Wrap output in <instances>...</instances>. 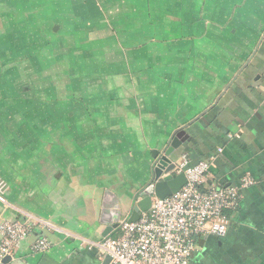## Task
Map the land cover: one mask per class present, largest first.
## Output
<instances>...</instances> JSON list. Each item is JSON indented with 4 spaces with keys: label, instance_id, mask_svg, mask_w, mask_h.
I'll use <instances>...</instances> for the list:
<instances>
[{
    "label": "crops",
    "instance_id": "0c3cea01",
    "mask_svg": "<svg viewBox=\"0 0 264 264\" xmlns=\"http://www.w3.org/2000/svg\"><path fill=\"white\" fill-rule=\"evenodd\" d=\"M68 8L88 11L86 32L68 37L120 41L129 68H86L80 87L39 82L45 61L30 57ZM181 132L174 163L215 158L209 183L256 181L191 264H264V0H0V242L6 221L55 226L37 225L5 264H100L83 242L119 235ZM40 237L52 248L35 254Z\"/></svg>",
    "mask_w": 264,
    "mask_h": 264
},
{
    "label": "built area",
    "instance_id": "2783aa9c",
    "mask_svg": "<svg viewBox=\"0 0 264 264\" xmlns=\"http://www.w3.org/2000/svg\"><path fill=\"white\" fill-rule=\"evenodd\" d=\"M219 148L218 153L222 152ZM215 158L191 164L184 157L175 163L173 174H184L183 188L164 199L154 197L151 209L136 222L119 223V235L97 242H83L85 248L97 250L103 264H191L199 249V241L208 236L223 238L229 230V213L242 203L243 192L256 181L245 175L238 184L227 186L209 183ZM1 185V181H0ZM0 201L6 202L1 193ZM55 229L48 221L33 224L29 221H6L1 226L0 264L12 257L14 247L29 238L35 227ZM52 248L47 237L38 238L31 246L35 254Z\"/></svg>",
    "mask_w": 264,
    "mask_h": 264
},
{
    "label": "rangeland",
    "instance_id": "374dc122",
    "mask_svg": "<svg viewBox=\"0 0 264 264\" xmlns=\"http://www.w3.org/2000/svg\"><path fill=\"white\" fill-rule=\"evenodd\" d=\"M67 1L72 2V0H64L65 3ZM70 4V3H69ZM88 11L86 8H82L80 10H70L63 9L62 13H59L62 16L63 24L61 32H54V26L48 25V42L46 50L43 54V57H30V62L33 68L37 67L38 62L45 61L46 66L45 70L36 74L34 77L38 79L39 82H49L55 83L60 81L64 84L76 83L75 86L80 87V84L86 81L85 74L82 75V72H86V68H129L128 63H124L125 59H129L127 56L121 55L120 50L118 49L119 42L118 40H110L109 42L103 40H85L80 37H76L73 39V36L68 37V33H72L73 30H78V32H86V25H82V17H78L79 15H85ZM90 26H88L89 28ZM97 27V26H95ZM126 26H124L125 28ZM129 27V26H128ZM75 28V29H74ZM110 29L111 35L113 33H119L124 29L120 28V26H111ZM96 32L99 34H104L106 30H102L97 27ZM130 30V29H128ZM68 32V33H67ZM60 34V35H59ZM57 40V41H56ZM56 41V42H55ZM50 43V44H49ZM57 44L59 47H55ZM73 47V49H71ZM90 48H94L95 58H92V54L90 53ZM89 53L91 56L89 57ZM107 53H112L111 56H107ZM98 58H97V57ZM110 58V59H109ZM124 63V64H122ZM122 64V65H121ZM56 68V69H55ZM58 68H73L74 74H70L69 69H67V73H61L63 70ZM139 68H147L146 64L139 66ZM72 73V72H71ZM99 76H97L98 78ZM72 78V81H71ZM103 78V77H102ZM100 78L99 80L103 79ZM117 81V76H112ZM91 83V82H90ZM60 93V91H58ZM64 93V92H62ZM46 98L51 99L54 97L49 91H47ZM67 93H64V95ZM49 96H52L49 98Z\"/></svg>",
    "mask_w": 264,
    "mask_h": 264
},
{
    "label": "water",
    "instance_id": "95a60500",
    "mask_svg": "<svg viewBox=\"0 0 264 264\" xmlns=\"http://www.w3.org/2000/svg\"><path fill=\"white\" fill-rule=\"evenodd\" d=\"M182 140L183 138L181 132L173 139L171 145L165 151V154L157 160L154 170V181L142 192L141 200L138 201L134 206V210L129 222L138 221L142 213L149 211L151 209L152 200L154 197L164 199L168 196L176 194L187 183L184 174L181 173L174 175L172 173V171L175 169V161L171 160L170 158L171 155L179 148ZM112 229V227H109L104 236L107 237L109 231ZM8 260H10V258H7L5 262ZM109 262L110 258L107 257L103 264H108Z\"/></svg>",
    "mask_w": 264,
    "mask_h": 264
},
{
    "label": "trees",
    "instance_id": "16d2710c",
    "mask_svg": "<svg viewBox=\"0 0 264 264\" xmlns=\"http://www.w3.org/2000/svg\"><path fill=\"white\" fill-rule=\"evenodd\" d=\"M230 213H232V212H230ZM230 213H229V217H230V215H231Z\"/></svg>",
    "mask_w": 264,
    "mask_h": 264
}]
</instances>
